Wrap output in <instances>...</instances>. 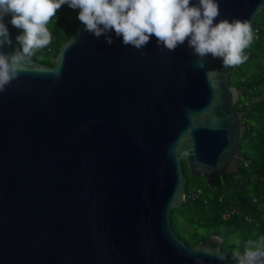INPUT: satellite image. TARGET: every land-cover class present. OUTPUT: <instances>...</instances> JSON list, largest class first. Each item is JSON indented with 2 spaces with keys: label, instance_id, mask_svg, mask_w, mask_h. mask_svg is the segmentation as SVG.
<instances>
[{
  "label": "water",
  "instance_id": "water-1",
  "mask_svg": "<svg viewBox=\"0 0 264 264\" xmlns=\"http://www.w3.org/2000/svg\"><path fill=\"white\" fill-rule=\"evenodd\" d=\"M217 2L214 24L247 20L254 37L264 0ZM10 21L5 54L23 34ZM84 29L0 92V264H236L217 236L188 247L170 216L186 200L184 163L207 184L239 173L237 66L199 61L187 40L137 50Z\"/></svg>",
  "mask_w": 264,
  "mask_h": 264
},
{
  "label": "clouds",
  "instance_id": "clouds-1",
  "mask_svg": "<svg viewBox=\"0 0 264 264\" xmlns=\"http://www.w3.org/2000/svg\"><path fill=\"white\" fill-rule=\"evenodd\" d=\"M190 4L191 0H0V92L26 71L28 57L51 43L47 25L63 5L79 9L78 20L85 25L84 30L96 38L104 36L109 45L114 42L109 32L114 30L124 45L137 50L155 36L157 44L170 52L187 40L199 61L211 55L221 58L225 68L244 63V50L253 39L250 22L225 19L214 24L220 14L217 0ZM8 14L12 16L10 23L23 30L16 37L20 47L11 54L2 51L12 46L3 22ZM216 74L209 71L206 78L211 80ZM215 254L221 260L225 257L219 251ZM233 258L236 264H264V247L248 241L243 254L236 250Z\"/></svg>",
  "mask_w": 264,
  "mask_h": 264
},
{
  "label": "trees",
  "instance_id": "trees-1",
  "mask_svg": "<svg viewBox=\"0 0 264 264\" xmlns=\"http://www.w3.org/2000/svg\"><path fill=\"white\" fill-rule=\"evenodd\" d=\"M7 16L12 19L11 14ZM254 21L258 30L244 50L247 60L229 79V85L243 91L235 108L245 113L247 128L240 145L244 160L239 173L222 175L207 184L202 176L192 178L184 163L186 200L170 216L174 233L188 247L217 236L230 261H235L236 250L243 254L248 241L264 247V12ZM77 25L76 10L63 5L47 25L51 43L28 58L53 66L60 47L75 34Z\"/></svg>",
  "mask_w": 264,
  "mask_h": 264
},
{
  "label": "built area",
  "instance_id": "built-area-1",
  "mask_svg": "<svg viewBox=\"0 0 264 264\" xmlns=\"http://www.w3.org/2000/svg\"><path fill=\"white\" fill-rule=\"evenodd\" d=\"M199 193H200V191L198 190V191H197V194H199ZM253 202H255V200H253ZM263 218H264V215H263Z\"/></svg>",
  "mask_w": 264,
  "mask_h": 264
}]
</instances>
